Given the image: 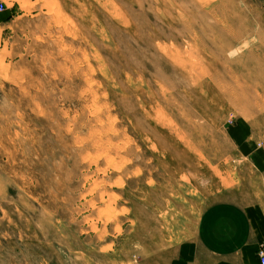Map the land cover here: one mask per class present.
<instances>
[{
  "label": "rangeland",
  "instance_id": "rangeland-1",
  "mask_svg": "<svg viewBox=\"0 0 264 264\" xmlns=\"http://www.w3.org/2000/svg\"><path fill=\"white\" fill-rule=\"evenodd\" d=\"M0 5V264H173L264 207V0Z\"/></svg>",
  "mask_w": 264,
  "mask_h": 264
},
{
  "label": "crops",
  "instance_id": "crops-1",
  "mask_svg": "<svg viewBox=\"0 0 264 264\" xmlns=\"http://www.w3.org/2000/svg\"><path fill=\"white\" fill-rule=\"evenodd\" d=\"M193 239L181 244L173 264H258L264 249V207L225 200L207 205Z\"/></svg>",
  "mask_w": 264,
  "mask_h": 264
},
{
  "label": "built area",
  "instance_id": "built-area-1",
  "mask_svg": "<svg viewBox=\"0 0 264 264\" xmlns=\"http://www.w3.org/2000/svg\"><path fill=\"white\" fill-rule=\"evenodd\" d=\"M0 7H2V6L0 5ZM257 253H258L260 264H264V249H263V247L259 248Z\"/></svg>",
  "mask_w": 264,
  "mask_h": 264
}]
</instances>
